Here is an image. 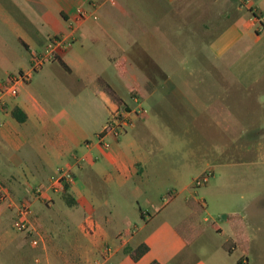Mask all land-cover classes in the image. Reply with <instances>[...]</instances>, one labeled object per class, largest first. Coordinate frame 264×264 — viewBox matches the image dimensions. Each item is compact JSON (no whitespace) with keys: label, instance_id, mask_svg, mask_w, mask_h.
I'll return each instance as SVG.
<instances>
[{"label":"crops","instance_id":"1","mask_svg":"<svg viewBox=\"0 0 264 264\" xmlns=\"http://www.w3.org/2000/svg\"><path fill=\"white\" fill-rule=\"evenodd\" d=\"M60 33L71 43L0 102V186L39 231L4 248L25 249L22 264L30 248L31 264H249L264 220V0H0V83ZM113 113L125 131L105 146ZM207 165L222 171L198 196ZM60 168L72 178L53 183Z\"/></svg>","mask_w":264,"mask_h":264},{"label":"built area","instance_id":"2","mask_svg":"<svg viewBox=\"0 0 264 264\" xmlns=\"http://www.w3.org/2000/svg\"><path fill=\"white\" fill-rule=\"evenodd\" d=\"M79 15L84 16L83 11H80ZM71 43V39L68 35L63 33L52 35L48 38L45 47L35 53L31 59L30 66L28 69L20 70L8 75L7 79L0 83V102H3L9 97H14L19 91V86L21 83L27 82L32 73L38 69L45 61L56 58L58 52L68 46ZM135 99L136 96H135ZM126 119L120 113L111 114L104 123L102 130L99 132L98 137L105 146H108V142L103 140V136L110 133L115 136L121 135L125 131ZM211 172L206 171L201 175L195 177L193 184L195 186L201 185L206 182L210 176ZM53 183L67 182L72 178L70 171L66 169H58L55 174L51 176ZM9 198L7 190L0 186V199ZM10 204L15 203L10 201ZM16 218L13 221V226L17 230H25L29 228V217L31 215L32 209L29 203L26 201H21L17 205ZM33 244L38 243L37 238L32 239Z\"/></svg>","mask_w":264,"mask_h":264},{"label":"rangeland","instance_id":"3","mask_svg":"<svg viewBox=\"0 0 264 264\" xmlns=\"http://www.w3.org/2000/svg\"><path fill=\"white\" fill-rule=\"evenodd\" d=\"M134 92V91H132ZM135 93V92H134ZM133 96V93H132ZM139 99V96H137ZM136 97V98H137ZM145 106H148V102L146 100V102L144 103ZM177 163H181V161H178ZM210 165H207V167H201L199 169H197V171H222V169L220 168H215V167H211L212 169H208ZM188 171H192V170H188ZM229 171V170H226ZM230 171H249L248 169H245L244 166L238 164L236 166H231ZM213 180L212 176L210 178H208V183L204 182L201 185L195 186L197 187L196 189H198L197 194L198 196H202V194H207V185H209V183H211ZM64 183V182H63ZM211 187L209 188V192H210ZM174 189L173 187H168V189L166 191L163 192L162 196L164 197V199L168 200L171 195H173ZM209 195V194H208ZM1 202H6L9 206H13L14 208H11L14 210L13 213H9L8 215H6L7 211H12V210H6L5 215L3 213L4 210L0 209V264H22V262L20 261V259L15 260L14 255H16V253L18 251L21 250H25V249H21L18 250L17 248H15V246H6L4 248V244H5V238L10 237L12 234L14 233H21L24 234L25 239L27 242H30L32 245L36 246L37 244H33L32 243V239L33 238H37L39 240V231L38 229H33L32 226H30V219L31 216L29 217V228L25 229V230H17L14 226H13V221L16 218V209H17V205L19 202L21 201H26V199H22L19 201H13L11 199H0ZM10 201H13L15 203L14 204H10ZM27 202V201H26ZM29 203V202H27ZM142 206H146L141 202ZM30 205V204H29ZM32 213V212H31ZM252 227H250V237L249 239L245 242L246 245V251L245 254L248 257V261L249 264H264V220L260 223H254L253 225H251ZM32 227V228H31ZM4 238V239H3ZM23 248H25V245H23ZM13 253H11V252ZM32 252V253H31ZM9 253H11V255H9ZM18 254V253H17ZM37 253H35L34 248H30L29 249V256L26 258L27 261H29L28 264H31L32 262L35 261V256ZM28 255V254H27ZM39 255V254H38ZM11 257L14 259L8 260V258ZM18 257V256H17ZM39 257V256H38ZM37 263V262H36Z\"/></svg>","mask_w":264,"mask_h":264},{"label":"trees","instance_id":"4","mask_svg":"<svg viewBox=\"0 0 264 264\" xmlns=\"http://www.w3.org/2000/svg\"><path fill=\"white\" fill-rule=\"evenodd\" d=\"M13 113H14L19 119H23V118L25 117L24 114H22V115H18L16 109L13 110ZM146 249H147V245H146V244L139 245V246L136 248V253H137V254H140V253L144 252Z\"/></svg>","mask_w":264,"mask_h":264}]
</instances>
